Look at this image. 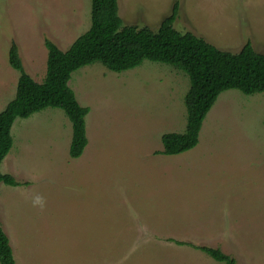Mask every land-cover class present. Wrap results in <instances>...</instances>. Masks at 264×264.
I'll return each instance as SVG.
<instances>
[{"label": "rangeland", "instance_id": "rangeland-1", "mask_svg": "<svg viewBox=\"0 0 264 264\" xmlns=\"http://www.w3.org/2000/svg\"><path fill=\"white\" fill-rule=\"evenodd\" d=\"M175 2L178 31L232 53L250 40L264 53V0H118L119 15L157 31ZM90 25L91 0H0V111L20 76L9 63L13 43L42 82L45 39L67 50ZM69 85L90 108L83 154L70 156L72 122L48 107L15 119L0 164L20 182L0 183L16 264H224L194 246L264 264V92L223 91L198 144L166 155L157 153L162 135L186 126L185 72L150 60L123 72L95 62Z\"/></svg>", "mask_w": 264, "mask_h": 264}, {"label": "trees", "instance_id": "trees-1", "mask_svg": "<svg viewBox=\"0 0 264 264\" xmlns=\"http://www.w3.org/2000/svg\"><path fill=\"white\" fill-rule=\"evenodd\" d=\"M178 9L179 3L175 2L171 14L153 31L148 26L123 25L118 0H91V25L67 50L45 39L48 57L42 82L27 73L18 47L13 43L8 53L9 63L20 76L14 98L0 111V164L13 146L11 129L15 119L27 118L48 107L62 109L72 122L70 156L78 158L83 154L88 143L86 116L90 108L79 103L69 80L74 71L95 62L111 71L123 72L150 60L170 64L188 75L190 87L184 97L185 130L164 133L159 154L175 155L194 148L205 117L223 91L237 89L248 95L264 92V53L257 52L250 40L239 52L232 53L193 32L178 31L173 26ZM1 182L20 184L11 174L0 171ZM194 247L216 261L237 264L232 255L219 247ZM0 264H16L1 219Z\"/></svg>", "mask_w": 264, "mask_h": 264}, {"label": "clouds", "instance_id": "clouds-1", "mask_svg": "<svg viewBox=\"0 0 264 264\" xmlns=\"http://www.w3.org/2000/svg\"><path fill=\"white\" fill-rule=\"evenodd\" d=\"M32 204L34 207L39 206L41 209H43L45 206V201L42 197L36 196L35 198H33Z\"/></svg>", "mask_w": 264, "mask_h": 264}]
</instances>
